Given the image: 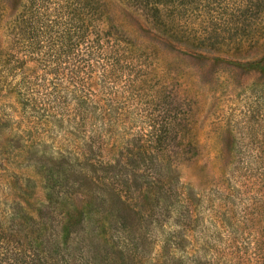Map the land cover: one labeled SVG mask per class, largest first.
<instances>
[{"label": "rangeland", "instance_id": "1", "mask_svg": "<svg viewBox=\"0 0 264 264\" xmlns=\"http://www.w3.org/2000/svg\"><path fill=\"white\" fill-rule=\"evenodd\" d=\"M29 1L0 0V67L27 63L14 77L0 68V264L49 254L60 264H107L111 253L120 261L117 244L136 253L134 264H264V11L245 17L237 0L193 4L202 8L175 27L103 0L109 23L150 69L137 88L100 91L106 116H92L96 132L86 133L45 117L67 111L48 79L69 72L71 60L51 67L38 46L12 43L7 28ZM18 85L38 94L35 107ZM59 157L70 165H55ZM111 163L120 170L94 168ZM69 169L101 186L116 175L141 223L91 204L90 192L72 189Z\"/></svg>", "mask_w": 264, "mask_h": 264}, {"label": "trees", "instance_id": "2", "mask_svg": "<svg viewBox=\"0 0 264 264\" xmlns=\"http://www.w3.org/2000/svg\"><path fill=\"white\" fill-rule=\"evenodd\" d=\"M125 1L152 17L154 21H166L165 17L168 16L173 20L171 23L177 27L178 24L176 25L174 20L188 14L192 7L200 9L207 4L218 6L223 0ZM29 2L30 6L7 28L9 34L11 33L12 43L20 44L24 51L30 52L31 48L38 46L41 55L50 58L51 67L60 65L62 59H65L64 62L71 60L69 72L62 75L56 69L58 77L48 79L50 86L58 88L57 96L62 99L63 105L66 103L64 106L67 111L53 113V109L47 111L49 106H45L43 109L45 112L47 111L45 117L49 119L61 117L59 120L51 122L59 127H62L63 123L80 124V130H86V133L96 132V125L95 127L91 125L93 124L92 116L94 117L97 112H100L103 117L106 116V112H101L98 106V93L100 91L106 93L108 89L112 88L111 84L117 82L129 86V88L141 86L146 76L145 73L149 74L150 69L146 66L147 58L144 52H141L137 43L129 39L121 29L109 23L103 0H31ZM37 2H40L38 7H36ZM193 4L203 6L198 7ZM235 4H237L236 8L245 14V17L249 15L247 12L250 14L254 12L257 17L264 11V0H237ZM42 10L43 13H39ZM35 18H41L42 21H35ZM25 59V57L20 58L16 64L11 63L9 67L2 65L0 68L2 72H11L12 74H8L11 77L17 76L14 72L26 66ZM47 67L45 66V68ZM3 68L6 69L3 71ZM50 71L52 74L51 69ZM2 78L4 77H0L1 80ZM17 88L20 91L24 90L26 97L23 103L26 102L27 105L35 107L38 94L26 86L18 85ZM89 150L91 151L92 147ZM57 159L58 162L55 163L57 166L70 165L63 158ZM94 168L100 169L102 172L120 170V166L112 168V163L100 167L94 166ZM69 171L71 173L67 177L69 180L72 179V189L77 192L82 189L90 192L92 194L91 204L103 211H110L112 213L110 216L119 223L124 221L130 224L133 222L134 225L141 223L143 218L139 217L140 221L137 222V217L135 218V215L138 216L137 212L132 210L117 192L114 185L116 175L115 178L109 177L112 180L109 181V184L104 183L102 187L100 177H95L98 184L95 179L86 174L83 175L81 173L83 171L77 172L74 169H69ZM47 243L52 246V239ZM116 247L118 250L115 251V255L119 257L120 261L115 262L114 258H111V253L107 258H104L107 264L135 263L133 258L136 253L126 250L123 245L117 244ZM33 257L31 264H60L59 261H53L51 254L48 255L51 259L49 261L38 260L36 262L38 255Z\"/></svg>", "mask_w": 264, "mask_h": 264}]
</instances>
